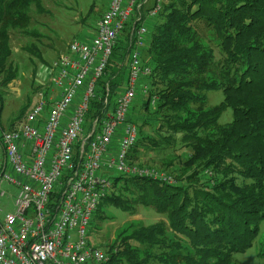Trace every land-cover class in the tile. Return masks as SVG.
<instances>
[{"label": "trees", "instance_id": "1", "mask_svg": "<svg viewBox=\"0 0 264 264\" xmlns=\"http://www.w3.org/2000/svg\"><path fill=\"white\" fill-rule=\"evenodd\" d=\"M157 1L138 13V3H148L138 0L86 121L101 117L106 96L112 101L123 91L135 33L149 25L141 59L151 75L142 81L148 93L138 96L139 111L133 113L138 99L131 108L138 137L127 162L163 171L175 183L113 177L94 220H102L106 206L130 216L137 207L151 209L159 218L131 222L103 246L107 264H232L252 248L264 221V0H159L157 14L147 18ZM34 3L39 10L40 0H0L1 110L5 89L18 76L12 35L29 34ZM211 92L223 99L208 107ZM29 107L20 110L22 118ZM226 111L231 121L221 125ZM258 257L264 264V233Z\"/></svg>", "mask_w": 264, "mask_h": 264}, {"label": "built area", "instance_id": "2", "mask_svg": "<svg viewBox=\"0 0 264 264\" xmlns=\"http://www.w3.org/2000/svg\"><path fill=\"white\" fill-rule=\"evenodd\" d=\"M137 3L109 0L92 38L70 42L52 63L51 84L58 92H47L48 101L37 94L20 125L2 133L0 145L10 171L3 172L0 182L13 187L16 195L12 211L0 222V264H107V253L90 244L88 230L111 190L110 177L175 183L160 170L127 162L138 137L130 121L131 108L139 95H147L148 87L141 81L151 75L141 59L148 36L145 26L135 33L123 91L112 101L106 96L101 117L92 121L84 138L95 86ZM158 10L159 0L146 17H154ZM149 100L153 106L157 98Z\"/></svg>", "mask_w": 264, "mask_h": 264}, {"label": "rangeland", "instance_id": "3", "mask_svg": "<svg viewBox=\"0 0 264 264\" xmlns=\"http://www.w3.org/2000/svg\"><path fill=\"white\" fill-rule=\"evenodd\" d=\"M108 1L40 0L39 10L35 3L32 4L30 8L31 24L28 30L29 34L22 35L15 33L11 39L13 52L11 62L18 68V76L5 89V102L2 110L0 102V137L2 133L10 131L12 124L22 119L20 110L28 104L29 100H34L37 93L43 94L45 100L48 101V93L58 92L55 86L51 84V79L54 75L51 72L52 63L59 55L67 51L70 42H83L87 40L91 33L90 30L95 27L98 18L106 11ZM152 2L153 0H148L147 4L138 3V13L142 9L145 10L151 6ZM86 15H89L90 18L86 19ZM135 16H138V14ZM145 27L150 31L149 25L146 24ZM201 30L206 40L211 39V47H215L211 33L204 28ZM216 56L218 58L217 50ZM137 99L138 108L134 110V114L137 112V109L139 111V107L142 104L139 100L140 97ZM222 99L221 92H211L207 94V106L212 107L218 105ZM230 121L231 112L226 111L220 118L219 123L225 125ZM89 133L90 124L88 122L84 138ZM83 141L88 143L89 140L83 139ZM112 146H116L117 148V144ZM0 147L2 148V145ZM135 166H139V164ZM110 178L111 180L113 179V177ZM0 191L6 192L7 194L13 193V195L16 193L14 188L5 183L1 185ZM59 197L60 195L57 194L53 200L55 201ZM11 209V201L7 197L0 198V222L3 221L7 213H10ZM100 211L102 212L101 216L103 218L101 221H95L94 219L96 217H93L88 230V241L94 247L98 248L101 246L103 252H106L103 246H110L117 234L131 222L148 225L159 220L153 210L142 207L136 208L134 216L107 206L101 208ZM263 233L264 221L259 226V235L252 248L243 254L234 255L232 264H263V261L258 257L260 244L263 241Z\"/></svg>", "mask_w": 264, "mask_h": 264}, {"label": "crops", "instance_id": "4", "mask_svg": "<svg viewBox=\"0 0 264 264\" xmlns=\"http://www.w3.org/2000/svg\"><path fill=\"white\" fill-rule=\"evenodd\" d=\"M138 8H139V6H138ZM104 14V13H103ZM133 15H134V12H133ZM146 21H148V20H146ZM142 26H145V24H143ZM94 29H95V27L92 29V30H90V35H89V37L87 38V40L86 41H88V40H90V38H92V36H93V34H94ZM148 31V30H147ZM148 33H149V31H148ZM148 37V36H147ZM142 82V81H141ZM142 85L144 84V82L143 83H141ZM38 94V93H37ZM36 98H37V95H36ZM36 98H34V100H32L31 99V101L28 103V106L30 105V107H29V110H30V108L34 105V103H35V101H36ZM23 121V118L19 121V122H17V123H14V124H12V126L10 127V131H12V130H15L19 125H20V123ZM117 142H118V138H115L114 139V141H113V145H116L117 144ZM115 147V150H116V146H114ZM114 147L112 146V148L113 149H111V151H114L115 152V150H114ZM8 171H10L9 169H6V163H5V154H4V150L0 147V180H1V175L3 174V172H8ZM3 184V183H2ZM1 182H0V189H1ZM6 184V183H5ZM8 185V184H7ZM11 187V186H10ZM13 188V187H12ZM16 191V190H15ZM6 193V192H5ZM15 193V192H14ZM15 195H16V193H15ZM15 195H13V193H6V197L11 201V204H12V201H13V198H14V196ZM6 197H4V198H6ZM11 211H12V209H11ZM10 211V212H11Z\"/></svg>", "mask_w": 264, "mask_h": 264}]
</instances>
